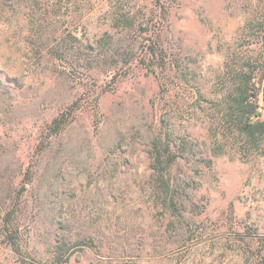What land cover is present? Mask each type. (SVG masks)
I'll return each mask as SVG.
<instances>
[{
	"label": "rangeland",
	"instance_id": "obj_1",
	"mask_svg": "<svg viewBox=\"0 0 264 264\" xmlns=\"http://www.w3.org/2000/svg\"><path fill=\"white\" fill-rule=\"evenodd\" d=\"M263 19L264 0H0V264H264V143L217 110L252 71L264 117Z\"/></svg>",
	"mask_w": 264,
	"mask_h": 264
},
{
	"label": "trees",
	"instance_id": "obj_2",
	"mask_svg": "<svg viewBox=\"0 0 264 264\" xmlns=\"http://www.w3.org/2000/svg\"><path fill=\"white\" fill-rule=\"evenodd\" d=\"M111 19L113 20V26L121 29L120 33L132 37L135 32H141L140 24L134 17V14H130L129 10L126 11H115L111 13ZM262 27L264 30V19L262 21ZM102 38L105 40L107 46L103 44L104 54L105 51L112 47L113 38L109 33H104ZM136 38V36H135ZM48 46V45H47ZM58 45H49L48 50L58 52L56 49ZM262 50L264 52V40L262 43ZM162 48L157 46H150L148 54L151 57H157L156 61L152 64L156 66H164L165 61L162 59ZM161 55V57H160ZM132 60L138 62L143 61L141 57L137 55L132 57ZM92 61H95L92 59ZM123 65V64H122ZM122 65L119 68H122ZM113 71L115 69H112ZM116 73V72H115ZM227 83L225 89L221 95L220 101L217 103V110L219 113V124L224 127V129H229L233 131L249 148L259 151L264 143V117L261 116L259 111V105L257 102V87L253 81L254 75L252 71L249 73L245 71L231 70L227 73ZM71 106L68 107V112H61L56 118L53 119L52 125L49 126L50 133H56L63 128L66 124V118L71 111ZM162 137L155 136L152 141V148L150 150V155L152 158V164L154 169L157 171L156 180L160 182L161 186L164 188L165 195L167 196L168 190H170V180L164 179L163 168H162V146H165L169 150V140H162ZM261 150V151H260ZM217 152V151H214ZM261 153V154H262ZM264 154V153H263ZM175 159L172 155L169 162L171 163ZM171 199V194L170 198ZM171 204H173V199H171ZM16 235L12 239V248L17 250V242L15 241Z\"/></svg>",
	"mask_w": 264,
	"mask_h": 264
}]
</instances>
